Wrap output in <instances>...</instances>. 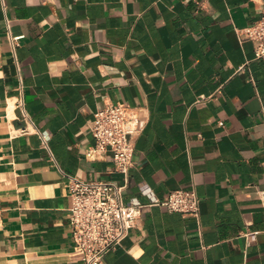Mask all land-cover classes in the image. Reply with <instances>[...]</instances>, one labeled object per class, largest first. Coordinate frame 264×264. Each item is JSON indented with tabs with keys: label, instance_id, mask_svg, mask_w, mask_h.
<instances>
[{
	"label": "crops",
	"instance_id": "1",
	"mask_svg": "<svg viewBox=\"0 0 264 264\" xmlns=\"http://www.w3.org/2000/svg\"><path fill=\"white\" fill-rule=\"evenodd\" d=\"M263 9L0 0V264H83L63 173L125 185V203L149 204L148 191L200 198L199 221L148 208L105 264H264V60L240 32ZM9 35L25 38L13 49ZM21 95L51 152L37 135L16 136ZM108 103L147 121L127 176L110 151L86 156L93 113Z\"/></svg>",
	"mask_w": 264,
	"mask_h": 264
},
{
	"label": "built area",
	"instance_id": "2",
	"mask_svg": "<svg viewBox=\"0 0 264 264\" xmlns=\"http://www.w3.org/2000/svg\"><path fill=\"white\" fill-rule=\"evenodd\" d=\"M240 32L244 40L253 42L255 58L264 60V9L261 17L253 25ZM9 38L15 49L25 35L17 37L9 35ZM15 106L20 111L24 123L15 131L16 136L37 135L42 146L51 152L49 135L35 125L22 95L17 98ZM146 124L147 121L140 120L122 103L105 104L93 113L89 129L96 144L87 150L86 156L96 159L110 151L116 169L127 176L134 165L135 139L145 129ZM63 175L68 180L72 199L68 218L74 252L81 258L83 264H105V256L121 246L130 229L150 207H162L169 212L181 213L197 221L200 219V198L193 190L172 191L164 200L156 198L148 191L151 202L142 205L136 201L128 203L123 201L125 185L108 181H84L77 176L65 173ZM260 199L264 207V191H261ZM248 235L250 234L244 236Z\"/></svg>",
	"mask_w": 264,
	"mask_h": 264
}]
</instances>
